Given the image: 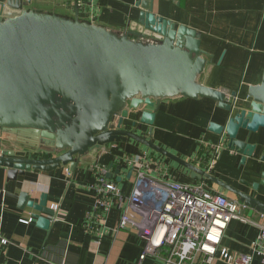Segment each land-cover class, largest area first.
<instances>
[{
	"label": "crops",
	"instance_id": "obj_1",
	"mask_svg": "<svg viewBox=\"0 0 264 264\" xmlns=\"http://www.w3.org/2000/svg\"><path fill=\"white\" fill-rule=\"evenodd\" d=\"M6 1L0 0V4ZM141 1L148 0H24V8L66 19L78 16L80 21L113 33H139L141 41L154 42L157 36L137 24L140 12L137 5ZM152 1L155 15L200 34L201 49L208 54L201 84L227 96L236 93V100H228L243 107L248 87L258 85L264 72V0ZM228 118L217 102L207 98L164 100L147 140L264 205V185L253 188L264 173V135L248 139L257 148L252 158L241 164L242 156L227 149L226 137L208 130L210 123L224 125ZM244 138L241 131L239 139ZM20 149L0 136V155L17 153ZM131 160L132 166L125 162ZM144 162H148L153 176L184 185L204 183L208 191L240 201L234 193L213 182L191 178L190 172L178 163L129 139L90 153L74 171L68 166L51 172L33 170L13 181L8 179V170L0 166V264H162L160 257L150 255L139 261L145 241L129 230L118 228L122 214L131 209L127 200H111L104 227L100 228L104 234L100 237L98 229L85 226V217L94 208L97 195L94 169H110L109 180L116 183L123 197H128L137 165ZM21 192L35 203L41 194L47 196V206L54 211L48 229L37 226L31 209L17 208L15 197ZM242 213L253 224L231 221L221 239L220 248L233 255L250 254L259 232L257 225H264V214L250 208ZM29 219L32 221L28 224L20 222ZM212 264L225 263L217 256ZM251 264L261 263L254 257Z\"/></svg>",
	"mask_w": 264,
	"mask_h": 264
},
{
	"label": "water",
	"instance_id": "obj_2",
	"mask_svg": "<svg viewBox=\"0 0 264 264\" xmlns=\"http://www.w3.org/2000/svg\"><path fill=\"white\" fill-rule=\"evenodd\" d=\"M137 6V24L157 36L156 41L143 42L134 32L116 34L78 16L66 19L27 10L24 0L0 4L1 139L27 150L58 153L36 160L7 152L0 155V166L13 181L33 170L51 172L68 166L74 171L90 153L129 139L178 163L191 178L213 182L250 210L264 214L258 201L147 140L162 101L207 98L229 117L224 125L210 123L208 130L225 136L227 149L241 155L244 164L257 148L248 139L264 135V72L258 85L248 87L243 107H237L228 100H236V93L227 96L201 84L208 54L201 49L200 34L155 15L152 0ZM241 131L244 139H239ZM259 185H264V173L253 188ZM15 198L18 209H31L37 226L48 229L54 211L45 194L37 203L24 192Z\"/></svg>",
	"mask_w": 264,
	"mask_h": 264
},
{
	"label": "built area",
	"instance_id": "obj_3",
	"mask_svg": "<svg viewBox=\"0 0 264 264\" xmlns=\"http://www.w3.org/2000/svg\"><path fill=\"white\" fill-rule=\"evenodd\" d=\"M17 157L44 160L58 156L46 150L20 149ZM133 165V161H125ZM106 168L94 169L96 198L94 208L85 217V226L104 234V217L112 199L127 200L130 212L122 214L118 228L129 230L145 241L139 261L146 256L160 257L162 264H212L219 257L225 264H251L256 257L264 264V225L248 255H233L220 248L224 231L231 221L251 222L242 211L244 203L214 194L204 183L184 185L163 176L150 174L148 162L135 170L132 193L123 197L113 181L106 177ZM32 220H21L28 224ZM2 244H6L2 240Z\"/></svg>",
	"mask_w": 264,
	"mask_h": 264
}]
</instances>
